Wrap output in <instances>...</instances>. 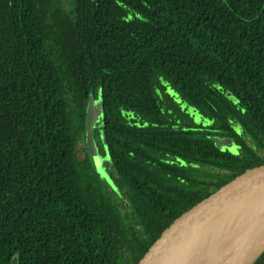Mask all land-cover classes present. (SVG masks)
Instances as JSON below:
<instances>
[{"label": "trees", "instance_id": "16d2710c", "mask_svg": "<svg viewBox=\"0 0 264 264\" xmlns=\"http://www.w3.org/2000/svg\"><path fill=\"white\" fill-rule=\"evenodd\" d=\"M262 161L264 0H0V264H132Z\"/></svg>", "mask_w": 264, "mask_h": 264}, {"label": "water", "instance_id": "95a60500", "mask_svg": "<svg viewBox=\"0 0 264 264\" xmlns=\"http://www.w3.org/2000/svg\"><path fill=\"white\" fill-rule=\"evenodd\" d=\"M101 107L102 102L91 94L85 140L101 176L117 190L113 178L102 165L103 157L93 134ZM246 139L253 144L249 137ZM216 142L219 146L230 143L220 138H216ZM238 225L247 231L226 264H250L264 248V161L241 169L181 210L148 241L132 264H182L190 258L203 256L227 232L229 236H239ZM11 264H19L17 255Z\"/></svg>", "mask_w": 264, "mask_h": 264}, {"label": "rangeland", "instance_id": "374dc122", "mask_svg": "<svg viewBox=\"0 0 264 264\" xmlns=\"http://www.w3.org/2000/svg\"><path fill=\"white\" fill-rule=\"evenodd\" d=\"M84 154H85L84 143H81V145H80V156H83ZM102 165L104 166L103 163H102ZM241 225L237 226L240 228V231H241V234H239V236H238V234L236 237L229 236L230 232H227L220 239H218L217 243H215L214 246L211 248L217 252V258H215V259H217L216 264L220 263L221 261H223V264H224V262L231 255V253L234 250L235 245L237 244L239 239L242 238V236L247 231V229L243 228V226H241Z\"/></svg>", "mask_w": 264, "mask_h": 264}, {"label": "bare ground", "instance_id": "6f19581e", "mask_svg": "<svg viewBox=\"0 0 264 264\" xmlns=\"http://www.w3.org/2000/svg\"><path fill=\"white\" fill-rule=\"evenodd\" d=\"M217 252L213 249L208 250L203 256L201 257H193L188 260H185L182 264H216L217 262ZM227 260L224 262L226 264ZM218 264H223L221 261Z\"/></svg>", "mask_w": 264, "mask_h": 264}, {"label": "flooded vegetation", "instance_id": "af4514ba", "mask_svg": "<svg viewBox=\"0 0 264 264\" xmlns=\"http://www.w3.org/2000/svg\"><path fill=\"white\" fill-rule=\"evenodd\" d=\"M174 104L176 105V106H182L183 108H185L186 106H185V103L183 102V101H179V100H177V99H175L174 100ZM189 112L192 114V115H194L195 117H196V120L198 121V123H200L201 122V115H200V113L199 112H192L191 111V109L189 108ZM172 120H176V123L178 124L181 120H180V118H179V116L177 115V114H175L174 115V118H172ZM230 146H233V148H235V147H237L236 145H234V143L233 144H229ZM105 157V156H104ZM184 162V161H183ZM107 163H109V165L111 166V164H110V162H106L104 159H103V164L105 165V164H107Z\"/></svg>", "mask_w": 264, "mask_h": 264}]
</instances>
